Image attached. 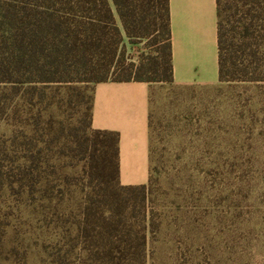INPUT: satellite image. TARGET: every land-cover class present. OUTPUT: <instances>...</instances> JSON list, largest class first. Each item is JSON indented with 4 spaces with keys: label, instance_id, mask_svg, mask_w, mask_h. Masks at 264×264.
I'll return each instance as SVG.
<instances>
[{
    "label": "trees",
    "instance_id": "1",
    "mask_svg": "<svg viewBox=\"0 0 264 264\" xmlns=\"http://www.w3.org/2000/svg\"><path fill=\"white\" fill-rule=\"evenodd\" d=\"M217 5L220 84L264 83V0ZM107 82L179 86L170 0H0V264L30 234L51 264H148L157 126L151 105V177L124 186L120 134L93 127Z\"/></svg>",
    "mask_w": 264,
    "mask_h": 264
},
{
    "label": "rangeland",
    "instance_id": "2",
    "mask_svg": "<svg viewBox=\"0 0 264 264\" xmlns=\"http://www.w3.org/2000/svg\"><path fill=\"white\" fill-rule=\"evenodd\" d=\"M151 87L148 264H264V83ZM27 250L22 264H51L37 234Z\"/></svg>",
    "mask_w": 264,
    "mask_h": 264
},
{
    "label": "crops",
    "instance_id": "3",
    "mask_svg": "<svg viewBox=\"0 0 264 264\" xmlns=\"http://www.w3.org/2000/svg\"><path fill=\"white\" fill-rule=\"evenodd\" d=\"M174 79L179 86H218L217 0H170ZM151 85L101 83L95 88L93 127L120 134L121 182L151 177Z\"/></svg>",
    "mask_w": 264,
    "mask_h": 264
}]
</instances>
